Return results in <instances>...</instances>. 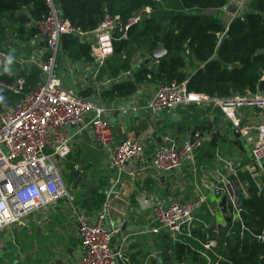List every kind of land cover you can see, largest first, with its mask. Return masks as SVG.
<instances>
[{
	"label": "crops",
	"instance_id": "1",
	"mask_svg": "<svg viewBox=\"0 0 264 264\" xmlns=\"http://www.w3.org/2000/svg\"><path fill=\"white\" fill-rule=\"evenodd\" d=\"M156 2L155 9L146 8L136 17L152 16L162 23L163 32L171 28L174 17L186 12L191 13L184 8L181 0H156ZM214 15L223 22L225 28H228L233 18L232 8L225 7L215 12ZM11 39L14 38L11 37ZM42 47L43 42L38 40H31L28 43L9 42L2 48L6 50H0V77L7 72L20 77L29 67L37 68L34 63L27 61L39 59ZM147 58L148 55L145 58L138 55L135 59V67L143 64ZM156 64L150 63L151 66ZM13 70L16 71L13 72ZM192 70L194 69L189 67L190 75L194 73ZM97 71L94 62H75L62 51L59 54L57 73L65 89L84 93L92 88L94 93L89 98L105 110L104 116L111 124L115 143L132 138L143 143L145 155L141 161L129 162L123 169L116 168L112 163L111 154L101 147L93 131L87 126L92 116L88 115L82 122L72 124L69 128L73 151L64 162L63 174L64 178L66 175L69 177V171L83 168L86 172L83 188L90 185V189L93 191L92 197L98 194L106 196L105 202L109 204L110 209L109 225L113 229H119L113 239L114 249L119 250L120 248L127 252L131 264H137L140 257H147L144 254H148L149 251L154 255L158 253L163 255L170 236L167 233L159 235L148 233L152 226L150 218L153 204L157 201H162L165 204L185 202L194 199L199 194L205 195L207 200L196 214V228L218 230L229 227L228 236L242 240L253 239L254 237L245 227L239 211L242 208V200L246 197L248 187H255L260 192L264 191V188L249 185L246 190H242V186L238 185L239 182L236 180L234 185L236 188L240 187V189L237 188L238 192L237 190H228L226 184H229L230 188L233 184L229 183L221 173L224 156L220 155L219 151L207 153V156L214 155L217 162V164H212L211 169L207 165L209 161L204 160L207 164L198 162L196 152L194 161L186 163L177 172L161 175L155 172L150 165L153 154L168 146L169 142L165 140L167 137L175 143L182 144L193 137L202 136L204 138L203 145L206 142L214 148L218 147L220 143L216 141L217 137L226 136L229 141L232 137L231 142L246 144L251 152L252 145L243 137L241 140H237L232 130L227 128L231 121L226 119L221 107L213 102L214 100L222 101V99H212V102L203 107L191 105L186 108L176 107L169 110L164 115L165 117L162 116L161 119L155 121L156 129H153L147 120L150 113H146L143 107L152 99L159 84L139 85L137 93L132 97L112 101L110 98L102 96L106 89H110L111 82H97ZM129 76L130 74L123 75L121 79ZM239 112L242 128H252L251 134L254 137V128L259 123L258 111L253 108H243ZM224 124L226 125L225 129L219 130V127ZM178 175L181 176V179H178ZM66 182L72 186L73 179L71 178V183ZM89 198L91 196L87 199ZM233 198L236 199L239 206L234 205ZM239 200L241 203H238ZM70 209L75 217L80 213L94 217L98 213V210L88 212L81 204H77L76 196L71 190V200L61 199L50 207L30 215L25 223L33 224L39 220L43 230L41 237L33 238L31 246L17 257L19 264H75L80 260L83 249L78 237L77 217L76 219L71 217L72 221H69ZM21 228L22 226L15 225L4 232H18ZM57 238L58 240H56ZM124 240H128L126 245L123 244ZM185 241L191 245L192 250L206 258L208 264H219L222 260L215 248L206 249L205 244L195 238H187ZM12 262L14 264V261ZM155 262L157 263L156 260Z\"/></svg>",
	"mask_w": 264,
	"mask_h": 264
},
{
	"label": "built area",
	"instance_id": "2",
	"mask_svg": "<svg viewBox=\"0 0 264 264\" xmlns=\"http://www.w3.org/2000/svg\"><path fill=\"white\" fill-rule=\"evenodd\" d=\"M45 1L49 11L44 19L35 23L37 33L33 39L43 42L41 55L39 59L27 61L34 63L42 72V80L33 91L0 113V234L11 226H23L30 215L61 199L71 200L72 186L66 182L63 174L64 162L73 151L69 128L72 124L82 122L88 115L92 116L87 126L101 147L111 154L116 168L123 169L129 162L141 161L145 155L143 143L132 138L115 143L103 107L82 93L65 89L57 73L63 35H78L83 43L90 46L96 66L101 67L114 53L113 43L120 18L107 16L97 29L84 33L76 30L63 17L56 0ZM251 1L229 0L227 7L232 8V20L246 13ZM144 20L145 17L131 19L125 31L133 25L143 24ZM190 78L191 75L181 83L174 81L159 84L143 110L150 114H162L176 107H203L212 102L204 94L189 91ZM24 86L25 80L19 76L18 81L12 85L0 82V88L17 95L23 94ZM213 102L221 107L226 119L240 129L242 137L252 145L254 162H264V92ZM243 108L258 111L259 123L254 128V137L251 134L252 128H242L239 110ZM194 138L196 142L191 145L190 140L179 144L167 137L165 140L169 142L168 146L153 154L151 168L163 175L180 171L186 163L193 162L196 149L201 148L204 142L202 136ZM226 186L228 190H233L229 184ZM206 200L205 195L199 194L185 202H155L150 218L152 226L148 233H167L170 236L169 243L172 244L194 238L192 231L196 228V214ZM233 200L234 205L239 206L236 199ZM109 212V204L105 202L94 217L83 213L76 216L83 252L75 264H131L127 252L120 248L114 249L113 239L119 229L109 225ZM127 242L124 240L123 244ZM216 246L217 243L212 241L204 247L211 249Z\"/></svg>",
	"mask_w": 264,
	"mask_h": 264
},
{
	"label": "trees",
	"instance_id": "3",
	"mask_svg": "<svg viewBox=\"0 0 264 264\" xmlns=\"http://www.w3.org/2000/svg\"><path fill=\"white\" fill-rule=\"evenodd\" d=\"M56 2L63 17L84 33L97 29L107 16L120 18L114 53L101 67L97 66V82H111L103 98L127 99L135 95L142 84L181 83L190 76L189 67L194 69L188 86L192 93L229 100L237 95L264 92V0H252L249 10L232 20L226 33L223 22L214 13L227 7L229 0H181L191 13L174 17L166 32H163L162 23L152 16L125 31L128 22L141 11L149 7L155 9L156 0ZM48 11L45 0H0V48L7 46L11 37L19 43L33 40L37 33L35 23L44 19ZM161 42L168 53L159 63L151 66L144 62L135 67L138 55L145 58ZM61 51L75 62H94L90 46L78 35H63ZM197 64L202 68L197 70ZM126 74L130 76L121 79ZM42 77V72L31 66L20 75L25 80L22 95L0 88V113L33 91ZM15 81L16 75L11 72L0 77V82L8 85ZM93 93L89 88L82 94L89 98ZM207 159H214V155L209 154ZM105 201L106 196L98 194L82 206L92 212L99 210ZM241 206L240 217L253 239L232 238L227 235L229 227L218 230L197 227L192 235L202 244L217 243L215 249L222 258L219 264H264V244L259 242L264 236V191L248 187ZM163 260L164 264H208L207 259L192 250L186 241L167 243Z\"/></svg>",
	"mask_w": 264,
	"mask_h": 264
},
{
	"label": "rangeland",
	"instance_id": "4",
	"mask_svg": "<svg viewBox=\"0 0 264 264\" xmlns=\"http://www.w3.org/2000/svg\"><path fill=\"white\" fill-rule=\"evenodd\" d=\"M10 42H14V39L10 38ZM0 50H6V49L1 48ZM15 71L16 70H13V72ZM251 95L253 94H246L245 96H251ZM167 112L169 111L163 112L162 113L163 116ZM222 139L223 138L221 137L216 138V141L220 142L218 147L216 148L210 147V145H208L205 142V144L203 145V148L196 150V153L198 154L197 155L198 162L203 163L204 160L209 161L208 164L206 162L204 163L208 165L209 169H211L212 164L214 163L217 164V162L215 161V157L214 159L208 160L207 153L209 151H216V152L219 151L220 155L224 156V158L222 159L223 162L221 163V168H222L221 173L224 176V178L229 181V183L232 182V184L234 185L235 181L238 180L236 182L240 183V184L238 183V185L242 186L241 188L242 190H246V187L249 185H256L257 187L263 189L264 188V162H262L261 164L255 163L252 158L250 149H248L246 144L244 145L240 142L233 143L231 142V140H233L232 137L230 138L231 139L230 141H229V138L226 137V140H225L226 144H224L222 142ZM65 180L71 183L70 176L68 177V175H66ZM193 188H194V184H193ZM237 188L240 189V187H237ZM237 188L236 190L238 192ZM92 193L93 191L90 189V185H86V187L84 188L83 186H79L76 193L75 194L73 193V195L76 196L77 204L82 205L87 200L88 197L90 196L92 197ZM70 212L71 214H69L68 218H69V221H72L71 217H74L73 219H76V217L72 215L73 211L71 209H70ZM56 240H58V238ZM31 249L34 250L33 248ZM150 252L151 251H149L148 254L143 253L144 255H147V257L145 256L140 257L138 260L139 263L138 262L136 263L137 264H157L155 260H153L155 255L152 254V252L151 253ZM3 253L4 252L0 253V264H12L13 258H6L3 256ZM217 253L219 254L218 251ZM145 258L147 259L145 260Z\"/></svg>",
	"mask_w": 264,
	"mask_h": 264
},
{
	"label": "water",
	"instance_id": "5",
	"mask_svg": "<svg viewBox=\"0 0 264 264\" xmlns=\"http://www.w3.org/2000/svg\"><path fill=\"white\" fill-rule=\"evenodd\" d=\"M29 22H31V20L29 19ZM226 29V28H225ZM116 52H119V50H116ZM167 50L164 46V44L161 42L158 44V46L148 55V58L145 60V64H150V63H159L166 55H167ZM202 66L201 65H197V70L201 69ZM16 81H18V76H16ZM175 109V108H173ZM163 115L160 113H151L147 116V120L149 122V124L151 125V127L153 129H156V125H155V121L157 119H161ZM226 125L224 124L222 127H219V130L223 131L225 129ZM227 128L229 130H232V133L234 135V137L237 140H241L242 139V134L240 129L235 128L233 123L231 122L229 124V126H227ZM226 136L223 137V142H226ZM191 145H194L196 140L195 138H191L190 140ZM83 166V165H82ZM69 176L73 179L72 182V191L73 193H76L77 189L79 186H82L84 183V181L86 180V172L83 170V168H79V169H73L71 171H69ZM178 179H181V176L178 175ZM92 180V179H91ZM38 219H40V217H38ZM188 220V219H186ZM7 232H4L2 234H0V253L1 252H5L6 251V244L4 241V237L7 235ZM260 243H264V237H261L259 239ZM155 260L157 261V264H164V260H163V255L161 253H158L154 256Z\"/></svg>",
	"mask_w": 264,
	"mask_h": 264
},
{
	"label": "flooded vegetation",
	"instance_id": "6",
	"mask_svg": "<svg viewBox=\"0 0 264 264\" xmlns=\"http://www.w3.org/2000/svg\"><path fill=\"white\" fill-rule=\"evenodd\" d=\"M41 222L37 220L33 224L25 223L18 232L11 231L4 237L6 251L3 256L13 258L14 264H19L17 257L31 246L33 238L41 237Z\"/></svg>",
	"mask_w": 264,
	"mask_h": 264
}]
</instances>
